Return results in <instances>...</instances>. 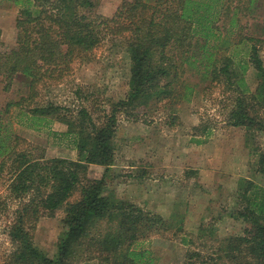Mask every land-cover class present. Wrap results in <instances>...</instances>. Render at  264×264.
<instances>
[{
    "label": "rangeland",
    "instance_id": "1",
    "mask_svg": "<svg viewBox=\"0 0 264 264\" xmlns=\"http://www.w3.org/2000/svg\"><path fill=\"white\" fill-rule=\"evenodd\" d=\"M122 1L98 0L97 14L111 19ZM145 1L152 6L156 2ZM29 2L0 0V53L15 48V20ZM190 13L197 44L192 51L194 66L185 80L193 92L188 101L175 104L172 113L155 101L132 113L114 110L128 93L131 63L125 34L108 32L87 58L73 60L59 80L38 84L31 99L24 100L28 79L14 76L5 89L6 80L0 76L2 126L23 139L21 147L33 149L36 155L44 153L47 159L76 161L78 154L64 123L51 118L33 121L31 109L52 104L75 117L83 107L96 123L116 112L114 160L109 167L89 165L88 177H103L106 195L162 220L134 246L135 251L146 253L145 264L209 262L216 241L242 234L245 224L236 213L246 183L264 188V176L257 168L264 147V112H252L263 121L260 127L230 125L238 89L226 92L222 82L212 81L205 58L209 54L212 59L222 54L231 57L254 92L259 80L248 63V39L264 40V0H196ZM258 47L264 63V43ZM2 193H7L3 184ZM78 195L75 192L69 202ZM15 207L16 202L8 201V211L0 216V264L12 248L4 229ZM63 216L64 207L54 218H41L33 231L34 246L51 259L57 254ZM193 252L197 256L189 259ZM64 264H97V260L67 259Z\"/></svg>",
    "mask_w": 264,
    "mask_h": 264
},
{
    "label": "trees",
    "instance_id": "2",
    "mask_svg": "<svg viewBox=\"0 0 264 264\" xmlns=\"http://www.w3.org/2000/svg\"><path fill=\"white\" fill-rule=\"evenodd\" d=\"M195 2L156 0L152 6L145 0H123L114 16L104 19L97 14L98 0H30L15 20V48L0 53L5 89L11 78L21 76L29 84L24 100L31 99L38 84L59 80L73 60L87 58L108 32L125 34L131 63L128 93L114 110L132 113L155 101L172 113L173 106L188 101L193 92L185 75L194 66L192 51L197 42L190 12ZM248 42V63L259 80L254 92L231 57L222 54L212 59L209 54L205 58L212 81L222 82L226 92L238 89L230 125L251 128L263 123L252 112H264V63L258 47L264 40ZM115 111L99 123L83 107L75 117L52 104L29 111L33 121L51 118L67 126L65 134L73 138L76 161L47 159L44 153L36 155L33 149L21 147L23 139L2 126L0 119V185H6L7 192L0 194V216L8 211V201L16 202L4 229L12 248L1 264H64L67 259L92 258L97 264L146 263V253L135 251L134 246L144 232L160 227L162 220L106 195L103 177H88L89 165L109 167L114 160ZM257 168L264 176V147ZM75 192L78 198L69 202ZM238 197L242 206L236 217L245 224L242 234L216 241L213 259L205 264H264V188L248 181ZM63 207V231L51 259L34 246L33 231L41 218H54ZM195 252L189 259L197 256Z\"/></svg>",
    "mask_w": 264,
    "mask_h": 264
}]
</instances>
